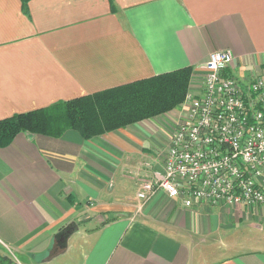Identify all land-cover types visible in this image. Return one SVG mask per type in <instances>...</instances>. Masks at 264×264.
I'll return each mask as SVG.
<instances>
[{"label": "crops", "instance_id": "obj_1", "mask_svg": "<svg viewBox=\"0 0 264 264\" xmlns=\"http://www.w3.org/2000/svg\"><path fill=\"white\" fill-rule=\"evenodd\" d=\"M21 2L0 0V119L182 67L197 84L219 49L234 55L226 74L264 76V0ZM178 117L90 137L16 133L0 146V254L12 264H264V203L184 205L162 189L137 198ZM252 236L261 245L244 247Z\"/></svg>", "mask_w": 264, "mask_h": 264}, {"label": "built area", "instance_id": "obj_2", "mask_svg": "<svg viewBox=\"0 0 264 264\" xmlns=\"http://www.w3.org/2000/svg\"><path fill=\"white\" fill-rule=\"evenodd\" d=\"M233 59L230 49L209 52L170 121L162 168L140 182L137 198L162 189L184 205L264 203V76L242 83L224 72Z\"/></svg>", "mask_w": 264, "mask_h": 264}, {"label": "trees", "instance_id": "obj_3", "mask_svg": "<svg viewBox=\"0 0 264 264\" xmlns=\"http://www.w3.org/2000/svg\"><path fill=\"white\" fill-rule=\"evenodd\" d=\"M191 71L177 68L1 118L0 146L18 132L57 136L73 128L90 137L160 114L183 99ZM0 258L12 264L6 254Z\"/></svg>", "mask_w": 264, "mask_h": 264}, {"label": "rangeland", "instance_id": "obj_4", "mask_svg": "<svg viewBox=\"0 0 264 264\" xmlns=\"http://www.w3.org/2000/svg\"><path fill=\"white\" fill-rule=\"evenodd\" d=\"M202 74V73H201ZM201 74H199L198 75V79H201V77H202V75ZM194 78H193V74H192V71H191V74H190V77H189V80H188V84H187V87H186V91H185V94H184V97H183V99L178 103V104H176L175 106H173L171 109H169V110H167V111H165V112H162V113H160V114H156V115H154V116H158V115H163V114H165V113H168L169 114V111H171V110H173V113L175 114V112L176 111H178V113L180 114V112L183 110L182 109V107H183V105H184V103H183V101H184V99H185V95H186V93H187V91L190 89V88H192L193 86H194V83H192L194 80H193ZM193 80V81H192ZM151 117H153V116H151ZM148 118V117H147ZM162 141V139L160 138V141L158 142V145H161L163 142H161ZM245 243L243 244L244 245V247H254V246H259V245H261V242H259V241H257L256 240V238L255 237H251L250 239H247V240H245L244 241ZM208 250H210V248H208V249H206L205 251L207 252ZM222 251V250H221ZM231 251H234V250H232L231 249ZM207 254H208V252H207Z\"/></svg>", "mask_w": 264, "mask_h": 264}, {"label": "water", "instance_id": "obj_5", "mask_svg": "<svg viewBox=\"0 0 264 264\" xmlns=\"http://www.w3.org/2000/svg\"><path fill=\"white\" fill-rule=\"evenodd\" d=\"M75 230V225L74 226H71L70 228H68L67 230L64 231V233L62 234V237L64 234H68L70 233L71 231H74Z\"/></svg>", "mask_w": 264, "mask_h": 264}]
</instances>
